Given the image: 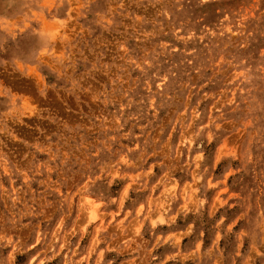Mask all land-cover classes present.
Segmentation results:
<instances>
[{"label":"rangeland","instance_id":"obj_1","mask_svg":"<svg viewBox=\"0 0 264 264\" xmlns=\"http://www.w3.org/2000/svg\"><path fill=\"white\" fill-rule=\"evenodd\" d=\"M0 264H264V0H0Z\"/></svg>","mask_w":264,"mask_h":264},{"label":"bare ground","instance_id":"obj_2","mask_svg":"<svg viewBox=\"0 0 264 264\" xmlns=\"http://www.w3.org/2000/svg\"><path fill=\"white\" fill-rule=\"evenodd\" d=\"M94 215V214H93Z\"/></svg>","mask_w":264,"mask_h":264}]
</instances>
